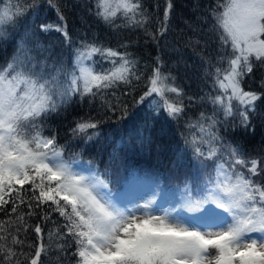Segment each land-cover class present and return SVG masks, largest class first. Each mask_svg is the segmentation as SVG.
<instances>
[{"label": "snow or ice", "instance_id": "obj_1", "mask_svg": "<svg viewBox=\"0 0 264 264\" xmlns=\"http://www.w3.org/2000/svg\"><path fill=\"white\" fill-rule=\"evenodd\" d=\"M47 3L55 9L58 22L41 24L39 33H61L70 44L60 4L57 0ZM41 6L40 0H16L15 4L0 0V41L21 37L13 57L0 67V212H7L5 205H11L9 218L0 220V264H42L41 255L47 252L43 243L28 245L35 248L34 255L16 251L17 245L24 244L19 239L21 227L28 231L25 217L39 212L45 221L51 213L63 218L64 223L57 224L49 237L55 236L58 252L65 254L62 258H75L76 264H264V179L256 180L264 176V157L247 158L239 145H225L217 119L221 111L226 120L239 115L247 127L257 101L264 98V91L242 87L245 77L264 69V0H220L210 8L219 49L215 72L207 75L213 77V90L219 89V94L208 96L214 109L211 116L201 112L197 120L186 124L191 138L185 135L184 143L195 163L189 166L183 154L176 163L192 179L177 189L179 200L169 207L154 196L141 197L143 203L118 198L105 179L107 171L101 173L91 162L65 160L67 145H58L55 135H42L39 122L76 96L95 99L120 85L134 91L133 81H140L144 73L127 51L94 40H83L74 49L71 69L63 60L48 63V49L36 39L39 33L18 31L20 20L29 13L38 16ZM172 9V0H167L158 29H145L153 41L158 43L166 34ZM90 12L110 27H120L116 25L119 18L125 21L123 27L133 29L149 23L143 0H95ZM194 43L199 46L200 39ZM96 56L111 66L96 71ZM155 63L148 90L136 103L155 94L158 99L149 107L157 115L163 109L178 120L185 111L183 92L175 86V77L162 72L159 57ZM207 63L213 67L210 60ZM260 88L264 90V77ZM233 101L240 107L234 110ZM105 103L108 111L119 110L121 119L127 117V105L120 98L115 104ZM98 124L92 118H80L71 135L87 145L100 136ZM132 134L145 141L142 133ZM123 142L121 138L117 143ZM17 213L13 220L11 215ZM33 230L43 240L42 226L36 224ZM73 245L75 251L68 257Z\"/></svg>", "mask_w": 264, "mask_h": 264}, {"label": "trees", "instance_id": "obj_2", "mask_svg": "<svg viewBox=\"0 0 264 264\" xmlns=\"http://www.w3.org/2000/svg\"><path fill=\"white\" fill-rule=\"evenodd\" d=\"M10 2L15 4L16 0ZM57 2L65 16L71 37L70 44L64 41L61 33L55 31L39 33L41 24L58 22L56 11L49 7L47 0H40L42 6L39 15L33 17L29 13L27 18L20 20L18 29L21 34L39 33L36 39L48 49L46 53L50 57L48 63L63 60L71 69L74 49L83 40H94L106 47L130 53L132 58L139 62V71L144 73V76L140 81H133L134 91L120 85L118 88L105 90L103 97L98 95L93 99L89 96L81 100L76 96L57 113L39 122L42 135L45 137L55 135L58 145H67L63 152L65 160H78L84 164L91 162L101 173L107 171L105 179L109 180V187L114 195L124 196L142 185H147L157 189L160 197L168 200L178 199L180 193L177 189L182 188L186 180L191 182L192 178L183 167L177 165V156L183 154L184 159L190 162L189 166L195 163L191 148L184 143L185 135L191 138L186 124L189 120H197L201 112L211 116L214 109L208 101V96L219 94V89L213 90V77L207 73L215 72L219 49L218 38L212 32L214 21L210 16V8H214L220 0H172L173 9L169 17L168 30L158 43L146 35L145 29L147 32H155L158 29V21L163 20L167 0H143V7L149 13V23L145 28L135 29L123 27L125 21L122 18L116 20V25H121L118 28L110 27L98 20L90 12L94 11L95 0ZM8 31L11 32L12 29L9 28ZM20 38L17 35L9 40L0 41V67L5 66L13 57L16 52V41ZM197 39H200L199 46L194 43ZM205 41H208L207 47ZM124 45L127 47H123ZM228 51H231L230 47ZM157 57L160 58L162 72L175 77V86L183 92L181 99L185 111L178 120L169 118L163 109L157 115L154 108L149 107L152 96L142 104L136 103L148 90L147 79L152 73V68L156 66ZM95 60L96 71L111 66L99 56H96ZM209 60L213 67H209L207 63ZM262 77L264 69L254 71L245 77L242 87L245 91H264L260 88ZM126 92L131 94L124 95ZM189 97H193V100L189 101ZM117 98L127 105L128 115L123 119L120 118L121 111L117 110L113 114L108 111L105 103L108 101L115 104ZM239 107L238 102L233 101L234 110ZM80 118L99 121L100 136L87 145L83 139H73L71 135L70 130ZM217 119L220 121L219 134L223 137L225 145H239L247 158L264 157V98L257 101L256 113L247 127L241 124L239 115L226 120L221 111ZM133 132L142 133L145 141L141 143ZM121 138L124 142L118 145L117 142ZM262 179L264 176L256 177L258 183ZM28 195H31L30 190ZM5 208L7 212H0V220L9 218L11 205H5ZM21 208L27 211L25 206ZM16 215L19 213L12 214L11 218L15 220ZM43 215V212H39L31 218L25 217L24 223L28 225V231L25 233L21 227L19 239L24 241V244L23 247L16 246L17 253L22 251L34 255L35 248L30 249L28 245L38 247L43 243L47 252L41 255L42 264H76L75 258H62L65 254L58 252V241L55 236L49 237L50 232L54 234L57 224L64 223L63 218L58 213H51V219L45 221L39 218ZM36 224L42 226L43 240L39 239L33 230ZM74 251L73 245L66 255L70 257ZM24 264L28 262L25 261Z\"/></svg>", "mask_w": 264, "mask_h": 264}, {"label": "rangeland", "instance_id": "obj_3", "mask_svg": "<svg viewBox=\"0 0 264 264\" xmlns=\"http://www.w3.org/2000/svg\"><path fill=\"white\" fill-rule=\"evenodd\" d=\"M158 97H156L155 94H153L151 102L153 100H157ZM155 197V200L162 206L164 207H169V206H173L177 203L178 199H171L168 200L167 198H161L158 199L157 197L159 196V192L157 189L153 188V187H149L147 185H144L140 190L136 191L135 193H133L131 196H129L126 199H123L125 201H131V202H136L137 200H139L140 203H143V199H140L141 197L143 198H151V197Z\"/></svg>", "mask_w": 264, "mask_h": 264}]
</instances>
